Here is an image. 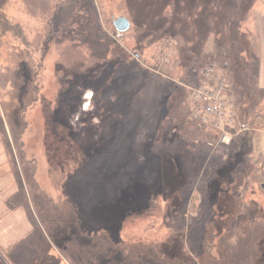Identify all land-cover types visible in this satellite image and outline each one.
<instances>
[{
    "label": "rangeland",
    "instance_id": "rangeland-1",
    "mask_svg": "<svg viewBox=\"0 0 264 264\" xmlns=\"http://www.w3.org/2000/svg\"><path fill=\"white\" fill-rule=\"evenodd\" d=\"M65 1L0 0V200L30 223L0 264H264V190L227 192L264 157V0ZM220 63L228 146L187 112Z\"/></svg>",
    "mask_w": 264,
    "mask_h": 264
},
{
    "label": "built area",
    "instance_id": "built-area-1",
    "mask_svg": "<svg viewBox=\"0 0 264 264\" xmlns=\"http://www.w3.org/2000/svg\"><path fill=\"white\" fill-rule=\"evenodd\" d=\"M190 99L194 103L189 117L201 120L218 132L219 143L228 146L236 135L237 105L224 73L211 65L204 66L198 73L196 86H187ZM264 176V174H263Z\"/></svg>",
    "mask_w": 264,
    "mask_h": 264
},
{
    "label": "trees",
    "instance_id": "trees-1",
    "mask_svg": "<svg viewBox=\"0 0 264 264\" xmlns=\"http://www.w3.org/2000/svg\"><path fill=\"white\" fill-rule=\"evenodd\" d=\"M73 0H67L65 1L63 4H61V8H66V7H70L72 4ZM4 23L7 25V21L5 20V18L3 17L2 14H0V29L1 27L4 25ZM1 31V30H0ZM0 36H1V32H0ZM221 56V54H220ZM159 66V65H158ZM158 66H156V71ZM163 68V65L161 64ZM218 69H220L224 75H225V69L227 68L226 65H224V63H220L217 66ZM159 74L161 73L160 71H158ZM164 73H166V71H164ZM163 74V73H161ZM164 75V74H163ZM161 77V76H160ZM195 77V78H194ZM193 77V81H189V82H185L186 84L189 85H193L196 86V84L198 83V75L197 77L194 76ZM225 78L228 80L229 78L225 75ZM190 97V96H189ZM194 103L192 102V100L189 98V101L187 102V112H188V116L190 109L193 107ZM256 120H260L261 123L264 126V113H258L255 117ZM257 127H261V125L257 126ZM237 133L239 134V137H241L242 133H243V127L238 125L235 128ZM250 132H253L255 134L258 133V130H251ZM250 132L246 133L248 135L244 136V140L246 142V144H248L249 142L252 143V141L254 140L255 137H253L254 134H250ZM241 163L237 164L240 165ZM243 171H239V170H232L231 171V181L228 183V188H227V192L229 193V195H232V189H237V188H241L240 189V198L241 201L244 202V206H246V208H251L253 207V203L249 201V185H258L260 188L262 185H264V176L261 175V171H262V167L264 165V157L262 155H257V159H254V156L252 154H250V156H248V158H246V160L243 162ZM205 183H203L204 185ZM204 189L199 193H197V195L192 196L190 198V201L188 202L189 204V208L191 210V214H197L199 211H206L205 210V193H206V185H204ZM262 189V188H261ZM239 191V190H238ZM205 198V199H204ZM199 199V204L196 205V201H198Z\"/></svg>",
    "mask_w": 264,
    "mask_h": 264
},
{
    "label": "crops",
    "instance_id": "crops-1",
    "mask_svg": "<svg viewBox=\"0 0 264 264\" xmlns=\"http://www.w3.org/2000/svg\"><path fill=\"white\" fill-rule=\"evenodd\" d=\"M263 131H258L256 136ZM30 231V223L22 210L16 205L12 210H6L0 200V252L14 248ZM2 264V263H1Z\"/></svg>",
    "mask_w": 264,
    "mask_h": 264
},
{
    "label": "water",
    "instance_id": "water-1",
    "mask_svg": "<svg viewBox=\"0 0 264 264\" xmlns=\"http://www.w3.org/2000/svg\"><path fill=\"white\" fill-rule=\"evenodd\" d=\"M113 27L115 30V34H123L128 31L130 25L125 18L120 17L113 22ZM261 188L262 190H264V185H262Z\"/></svg>",
    "mask_w": 264,
    "mask_h": 264
}]
</instances>
